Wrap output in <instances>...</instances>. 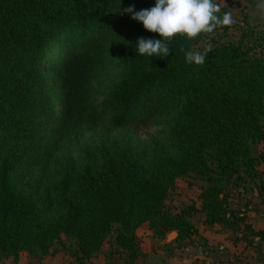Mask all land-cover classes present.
<instances>
[{
  "label": "trees",
  "instance_id": "1",
  "mask_svg": "<svg viewBox=\"0 0 264 264\" xmlns=\"http://www.w3.org/2000/svg\"><path fill=\"white\" fill-rule=\"evenodd\" d=\"M154 3L0 0V261L68 250L88 264L114 236L121 264H136L145 225L192 246L196 208L167 207L191 175L204 181L206 228L264 235L232 201L250 188L264 203V57L252 54L254 34L216 43L202 66L181 49L207 34L173 38L167 59L136 55L138 38L161 37L123 9ZM150 125L155 138L136 135ZM62 237L76 250L57 249Z\"/></svg>",
  "mask_w": 264,
  "mask_h": 264
},
{
  "label": "rangeland",
  "instance_id": "2",
  "mask_svg": "<svg viewBox=\"0 0 264 264\" xmlns=\"http://www.w3.org/2000/svg\"><path fill=\"white\" fill-rule=\"evenodd\" d=\"M217 2L221 4L222 11L231 12L233 23L227 26L228 31L219 28L213 34H207L205 39L193 46V51H204L208 49L209 46L211 48L219 42H239L243 32H252L254 34V39H256V42L252 41L250 44L253 48L252 54L257 57H264V20L260 18L259 12L253 9L249 2L244 0H217ZM111 70L114 71V69ZM114 74H116L115 79H118L120 75L119 71L115 70ZM93 86H96V81H93ZM159 130V127L150 125L147 128H138L136 130V135L143 140H149L155 138ZM262 148L263 146L254 148V153L257 154ZM202 186H204V181L194 175L187 176L178 180L175 190L170 193L167 200V207L172 211L186 207L196 208V213L193 215L192 222L199 229V232L205 231L206 233H199L194 239V244L186 249L194 263L201 261L198 253L206 251L205 249L215 252L220 245L219 243H226L230 240V238L224 234L219 236V242L216 241L214 238L215 235L225 231L222 230L221 227L215 226L213 228L204 229L202 223L204 215L198 210L200 207L199 195ZM236 196V199L232 200L234 201L233 203L235 205L239 204L240 209L248 214L249 219L247 222L257 227L262 222L263 217H259L254 211V209H257L258 201H261L256 197V192L250 191L249 188V191L245 194L243 193L241 195V193H237ZM148 230H150L149 227L145 225L136 233L140 247L142 243H145V239H147L146 234L149 233ZM205 234L208 239L204 238ZM113 240L114 236H111L105 243L101 254L92 258L88 264H121L122 261L120 256L113 247ZM64 245L72 251L76 250L75 242L66 237H62V242L56 247L57 249H62ZM203 246L205 249L202 248ZM75 260V258L70 256L68 250H63L54 257H29L27 254L23 253L18 262H15L13 258H9L3 259L0 261V264H75Z\"/></svg>",
  "mask_w": 264,
  "mask_h": 264
},
{
  "label": "clouds",
  "instance_id": "3",
  "mask_svg": "<svg viewBox=\"0 0 264 264\" xmlns=\"http://www.w3.org/2000/svg\"><path fill=\"white\" fill-rule=\"evenodd\" d=\"M121 11V9H120ZM124 14L143 25L161 39L138 38L135 42L136 55L149 58L167 59L173 50V38L184 37L192 40L217 29L232 25L231 12L222 11L217 0H155L154 6L137 11L135 6L123 9ZM210 50L193 51L181 49L188 64L202 66Z\"/></svg>",
  "mask_w": 264,
  "mask_h": 264
},
{
  "label": "crops",
  "instance_id": "4",
  "mask_svg": "<svg viewBox=\"0 0 264 264\" xmlns=\"http://www.w3.org/2000/svg\"><path fill=\"white\" fill-rule=\"evenodd\" d=\"M258 202L257 209H254V211L259 217H263L262 222L255 227L254 224L247 222L249 219L247 214L245 223L255 232L263 233L264 203L263 201ZM204 229L208 228L204 226ZM221 229L225 231L215 235L214 238L216 241L219 242V236L224 234H226L230 240L226 243H219L220 245L215 252L207 251L203 246L202 248L206 251L198 253L201 261L197 263L191 260L192 257L188 251H186L190 246L179 248L175 243L178 238V233L176 231L169 232L164 239H160L153 231L148 230L149 233L146 234L147 239H145V243L141 244L142 248L140 247L142 254L138 258L136 264H264V235L251 236L245 230L240 233H235L234 231L222 227ZM173 233H176L177 237H174ZM199 233L203 234L206 232L200 231ZM204 238L208 239L206 234Z\"/></svg>",
  "mask_w": 264,
  "mask_h": 264
},
{
  "label": "water",
  "instance_id": "5",
  "mask_svg": "<svg viewBox=\"0 0 264 264\" xmlns=\"http://www.w3.org/2000/svg\"><path fill=\"white\" fill-rule=\"evenodd\" d=\"M253 9L257 10L260 14V18L264 20V0H247ZM174 237H177L176 233H173Z\"/></svg>",
  "mask_w": 264,
  "mask_h": 264
}]
</instances>
